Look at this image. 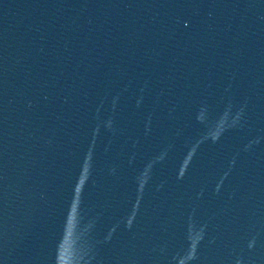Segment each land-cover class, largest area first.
Returning <instances> with one entry per match:
<instances>
[{"label":"water","instance_id":"obj_1","mask_svg":"<svg viewBox=\"0 0 264 264\" xmlns=\"http://www.w3.org/2000/svg\"><path fill=\"white\" fill-rule=\"evenodd\" d=\"M100 264H264V0Z\"/></svg>","mask_w":264,"mask_h":264}]
</instances>
